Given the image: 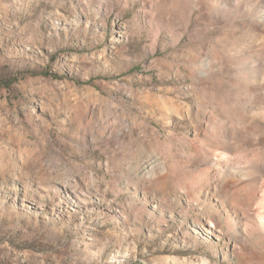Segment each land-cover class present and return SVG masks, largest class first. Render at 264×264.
I'll return each instance as SVG.
<instances>
[{
    "label": "rangeland",
    "instance_id": "rangeland-1",
    "mask_svg": "<svg viewBox=\"0 0 264 264\" xmlns=\"http://www.w3.org/2000/svg\"><path fill=\"white\" fill-rule=\"evenodd\" d=\"M0 264H264V0H0Z\"/></svg>",
    "mask_w": 264,
    "mask_h": 264
},
{
    "label": "bare ground",
    "instance_id": "bare-ground-1",
    "mask_svg": "<svg viewBox=\"0 0 264 264\" xmlns=\"http://www.w3.org/2000/svg\"><path fill=\"white\" fill-rule=\"evenodd\" d=\"M256 195V192L255 191H252L250 194H249V199L250 200H253L255 198Z\"/></svg>",
    "mask_w": 264,
    "mask_h": 264
}]
</instances>
